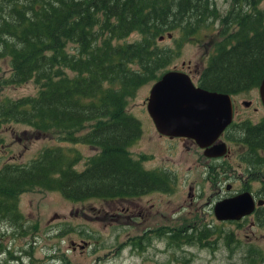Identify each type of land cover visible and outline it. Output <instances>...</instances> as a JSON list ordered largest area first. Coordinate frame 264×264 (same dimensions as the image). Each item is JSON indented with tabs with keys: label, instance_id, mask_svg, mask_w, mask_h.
Returning <instances> with one entry per match:
<instances>
[{
	"label": "trees",
	"instance_id": "1",
	"mask_svg": "<svg viewBox=\"0 0 264 264\" xmlns=\"http://www.w3.org/2000/svg\"><path fill=\"white\" fill-rule=\"evenodd\" d=\"M197 1L0 0V58L7 55L11 67L5 81L33 79L38 86L33 95L0 101V125L22 121L98 148L83 168L75 167L78 156H70L69 148L53 144L27 162L2 163L0 215L19 217L18 194L33 187L56 189L76 201L130 195L158 182L147 181L160 175L129 152L141 122L127 110V100L175 57L159 46V36L176 29L182 37L192 33L193 24L182 18L189 10L202 14L204 4ZM252 19L249 25L239 20L237 32L210 55L203 87L235 93L259 83L264 19L260 12ZM133 33L138 37L130 39ZM248 128L250 140L256 138L251 143L264 144V118ZM97 178L110 182L95 183Z\"/></svg>",
	"mask_w": 264,
	"mask_h": 264
},
{
	"label": "rangeland",
	"instance_id": "2",
	"mask_svg": "<svg viewBox=\"0 0 264 264\" xmlns=\"http://www.w3.org/2000/svg\"><path fill=\"white\" fill-rule=\"evenodd\" d=\"M197 2L204 4L203 15L189 10L182 18L183 23L193 24L192 33L182 37L176 29L168 37L165 31L159 40V46L168 47L175 57L158 71L183 70L195 80L225 36L237 32L239 20L244 18V25H249L259 12L264 19V0ZM137 37L133 33L129 38ZM10 70L9 57L3 56L0 101L37 92L33 79L6 82ZM156 79L138 86L127 100V110L141 122V132L128 149L134 157L148 159L146 168L170 165L175 174L169 189L150 191L138 199L96 196L76 201L56 189H26L17 198L20 216L0 215V264H264V207L239 219H215L212 189L216 179L208 174L228 165L206 157L187 138L158 137L145 105ZM258 84L233 94L234 118L242 126L264 118ZM51 144L63 145L70 156L77 155V168H83L98 151L86 142L60 139L58 132L37 131L22 121L8 120L0 125V165L8 160L26 162ZM230 177L264 198V158L242 160ZM94 182L110 181L97 178ZM138 200L140 205L128 213L118 211Z\"/></svg>",
	"mask_w": 264,
	"mask_h": 264
},
{
	"label": "water",
	"instance_id": "3",
	"mask_svg": "<svg viewBox=\"0 0 264 264\" xmlns=\"http://www.w3.org/2000/svg\"><path fill=\"white\" fill-rule=\"evenodd\" d=\"M258 89L264 104V75ZM244 103L249 104V100ZM146 105L160 132L189 136L205 147L231 122L233 112L229 92L196 86L188 73L178 69L164 71L153 82ZM252 208L253 199L244 192L218 201L215 214L238 218Z\"/></svg>",
	"mask_w": 264,
	"mask_h": 264
},
{
	"label": "flooded vegetation",
	"instance_id": "4",
	"mask_svg": "<svg viewBox=\"0 0 264 264\" xmlns=\"http://www.w3.org/2000/svg\"><path fill=\"white\" fill-rule=\"evenodd\" d=\"M235 1H238V0H235ZM190 75L192 77L191 73ZM197 77H200V73H198ZM197 83H198V80L196 81V84ZM234 101L235 100L233 97L232 121L230 122L228 126H226V128L221 132V134L216 139L213 140V142L209 146L203 147V146H200L194 139L190 137L178 136L179 138H183V139L187 138L188 141H191L196 147H198L205 154L206 157L217 159V160L221 159V161H216V162L226 163L228 165L227 169H221V170L216 169V172H213L212 175L211 173L208 174V177H211L212 179H216L214 182V187L212 189V194L214 195V198H215V201L213 203L212 212L215 216V219H220V220H230L232 218L218 217L215 214V206L217 202L222 199H225V198H228V197L240 194V193L248 192L250 196L252 197L253 208L250 213H255L256 211L260 210V207H264L263 197H260V195H258L257 192L254 191L253 189L243 186L241 180L238 181V179H233L230 177L234 171L235 165L239 166L242 163V160L250 159L251 156L258 157V160L261 158H264L263 157L264 156V144H252L251 141H255L256 138L255 139L252 138L250 140L252 134H251V131H249L248 126L250 124L253 125L256 122H251L248 124V126L246 125L242 126V124L244 123H239L238 121H236V119L234 118V114H235V105H234L235 102ZM157 135L159 138H168V135L161 133L158 130H157ZM262 141L264 142V137L262 138ZM235 145H237L236 148H234ZM242 146L244 147L241 149ZM135 158L136 159L141 158V161H142L141 164L144 169H146L150 173H157L160 175V178H154L153 176H149L147 178V181L154 182L158 179V182L157 183L155 182L153 185L147 186L145 189L140 190L137 193H133L130 195H123V196H110L108 198H111V199L113 198H137L138 199L142 195H145L150 191H154V190L165 191L169 189V185L172 182L171 180V177H173L172 174H175L173 171H171L173 169L171 168L170 165L166 164L163 166V168L149 169L144 166V162L148 160L145 158L144 155H139V156H136ZM235 162L237 163L234 164ZM234 181L239 182V185L236 186L237 183H234ZM216 183L218 186H216ZM216 194L220 196L217 197ZM137 205H140L139 200L133 202V204L131 203V204L122 206L118 211H120V213L126 214L129 212V210H133ZM140 209H142V206L139 207V210L136 213H139ZM245 215L246 214H244L243 216ZM184 227H186V225H184ZM148 229H150V227H148Z\"/></svg>",
	"mask_w": 264,
	"mask_h": 264
}]
</instances>
